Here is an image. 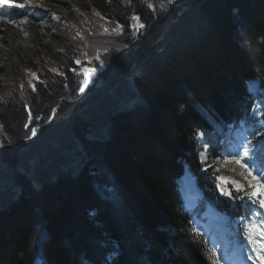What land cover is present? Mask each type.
I'll return each mask as SVG.
<instances>
[{"label":"trees","instance_id":"16d2710c","mask_svg":"<svg viewBox=\"0 0 264 264\" xmlns=\"http://www.w3.org/2000/svg\"><path fill=\"white\" fill-rule=\"evenodd\" d=\"M77 9L78 28L71 14L51 16L63 48L0 67L13 81L0 99V264H223L198 224L207 205L232 229L243 200L256 219L264 209L227 190L199 153L221 158L243 125L252 140L259 134L248 84L264 88V0ZM84 67L101 77H80ZM186 168L203 194L193 210L181 194ZM241 232L231 240L243 244Z\"/></svg>","mask_w":264,"mask_h":264},{"label":"rangeland","instance_id":"374dc122","mask_svg":"<svg viewBox=\"0 0 264 264\" xmlns=\"http://www.w3.org/2000/svg\"><path fill=\"white\" fill-rule=\"evenodd\" d=\"M14 5L23 4L24 7H17L20 11L24 12V15L12 14L8 10L5 11L4 7L8 6L7 0H0V67L14 64L25 65L30 59H37L40 54L46 55L45 48L48 45H53L54 49H61L62 44L54 40L56 26L51 19V16L61 14L67 16L72 15V21L70 22L71 28H78L79 22L77 17L81 16L78 5L85 4L90 0H66L75 6L73 8L61 9L53 0H13ZM42 18H39L41 17ZM133 20V19H132ZM137 21L133 25H135ZM140 42V36L137 38ZM87 69L93 68H81L78 70L80 77H85L83 73ZM2 72V71H1ZM0 72V99L9 93L13 87V81L9 75L3 71ZM96 77H101L100 72L94 71L90 73L89 80L93 81ZM98 78L95 82L98 81ZM131 81V86H133ZM249 90L255 96L256 100L252 109V114L257 118L256 127L259 131L256 140H252L246 133L245 127L242 126L240 130L235 131V148L233 152L226 159L213 160L210 158L207 147L203 151H200L199 158L201 162L205 164H214L219 172V177L225 178L224 181H220L223 186L230 188V185L235 189L231 181H235L241 185V191H246L251 195L253 190L252 185L259 183L264 185V176L258 174L256 170H252L251 174L256 176V180L250 181V177L245 173V169H242L239 164L233 161L236 152L243 151L241 145L251 140L256 143L258 140H264V89L257 81L249 83ZM130 96L126 101L128 106H131L133 94L127 93L125 97ZM132 98V99H131ZM59 109V108H58ZM199 142L202 143V137L199 136ZM242 173H245L242 175ZM195 184L194 176L187 172L185 178L181 181L182 195L186 202V205L193 209L201 200V195L196 189L192 187ZM189 185V186H188ZM199 190V189H198ZM257 196L264 198V187H258L256 189ZM200 192V191H199ZM205 220L200 221L203 231L209 235L213 244L216 246L219 252L220 259L226 264H252L247 262L244 256V249L239 245L231 244L227 238L229 235H233L229 231V218L228 216L214 210L210 207L207 208L205 213ZM245 228V232L248 235V222L239 220ZM257 224L264 226V221L257 222Z\"/></svg>","mask_w":264,"mask_h":264},{"label":"snow or ice","instance_id":"6c2138e0","mask_svg":"<svg viewBox=\"0 0 264 264\" xmlns=\"http://www.w3.org/2000/svg\"><path fill=\"white\" fill-rule=\"evenodd\" d=\"M169 2H171V0H169ZM0 7H3V5H0ZM15 7H24V5L17 4L15 5ZM148 7L151 8L153 7V5L149 4ZM56 18L58 19V17ZM133 20L139 21L140 17L134 16ZM118 27L120 28L121 32H123L124 26L119 25ZM144 27H145L144 23L138 24L139 29H143ZM105 31H107V29H105ZM96 59L99 60L100 56L97 55ZM76 63L80 64L81 61L77 60ZM94 71L95 69H87L85 70L83 75L85 77H89L90 73ZM30 75L35 76L34 73H30ZM36 79L38 80L39 78L36 77ZM29 84L32 87V90L36 91L35 84H33L31 81L29 82ZM20 87L23 88V85H21ZM29 115H31L30 110H29ZM33 134H35L34 131H33ZM3 146H4L3 143L0 142V147H3ZM241 147L243 149L242 153L239 151L236 152L232 162L239 164L242 169H245V173L247 174L248 177H250V181L257 179L256 176H253L251 174L252 170H256L259 175L264 176V140H258L256 143H253L251 140H248L247 143L242 144ZM249 165H251V168L249 167ZM245 173H242V175H244ZM217 179L223 182L225 178L217 177ZM231 183L234 185L237 192L241 191V187H242L241 185L237 184L235 181H231ZM252 187H253V190L251 192V196L256 198L259 208H264V198H260L259 196H257V191H256L258 187H264V185H260L259 183H257V184L252 185ZM222 191H223V187H222ZM225 194L228 196L232 195L231 192H226ZM242 198L243 197H241V199ZM256 215L261 216V215H264V213L257 212ZM247 228H248L247 239L249 240V242L252 243L253 245L257 243L260 244V248L254 247L253 251L259 252L261 249H264V226H261L257 223L250 222L247 225ZM256 232H259V236H260L259 240L253 239V234ZM249 259H252V257H249ZM217 264H218V261H217Z\"/></svg>","mask_w":264,"mask_h":264},{"label":"bare ground","instance_id":"6f19581e","mask_svg":"<svg viewBox=\"0 0 264 264\" xmlns=\"http://www.w3.org/2000/svg\"><path fill=\"white\" fill-rule=\"evenodd\" d=\"M184 178H185V176H184ZM189 186V185H188ZM192 187L194 188V189H196L197 187H196V185L194 184V182H193V184H192ZM197 190V192L199 193V195H201V193L199 192V190L198 189H196Z\"/></svg>","mask_w":264,"mask_h":264},{"label":"water","instance_id":"95a60500","mask_svg":"<svg viewBox=\"0 0 264 264\" xmlns=\"http://www.w3.org/2000/svg\"><path fill=\"white\" fill-rule=\"evenodd\" d=\"M134 22V21H133ZM59 109H56V111L55 112H57Z\"/></svg>","mask_w":264,"mask_h":264}]
</instances>
